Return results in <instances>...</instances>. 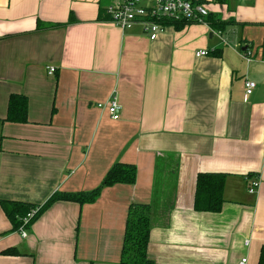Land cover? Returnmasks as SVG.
<instances>
[{"label": "crops", "instance_id": "0c3cea01", "mask_svg": "<svg viewBox=\"0 0 264 264\" xmlns=\"http://www.w3.org/2000/svg\"><path fill=\"white\" fill-rule=\"evenodd\" d=\"M114 1L0 0V202L42 204L99 186L116 162L136 167L134 183L105 186L94 202L52 203L25 237L0 203V264H121L128 207L149 203L153 264H258L264 0L211 3L222 27L164 24L155 39L142 23L99 19ZM12 94L26 97V122L6 120ZM113 94L117 120L97 107ZM199 172L226 173L220 211L193 209Z\"/></svg>", "mask_w": 264, "mask_h": 264}, {"label": "trees", "instance_id": "16d2710c", "mask_svg": "<svg viewBox=\"0 0 264 264\" xmlns=\"http://www.w3.org/2000/svg\"><path fill=\"white\" fill-rule=\"evenodd\" d=\"M99 19H110L109 15L99 16ZM206 20L214 27H222L224 22L211 16ZM73 21L70 16L69 24ZM162 24L173 25L176 28L191 24V21L173 20L162 18L159 20ZM27 99L25 96L12 94L9 97L8 112L6 120L11 122H26ZM136 167L130 163H114L106 172L101 184L88 191L77 192H54L44 203L33 204L23 201L1 200L3 210L13 225V228L19 229L24 224V218L28 213L33 212L28 217L24 228L32 222L52 203L63 200L73 201L79 204L91 203L99 196L100 191L105 186H111L117 183L132 184L135 181ZM226 173L224 172H199L195 180V193L193 200V209L195 211L218 212L224 202L223 189L225 186ZM153 204H130L128 207L123 243L120 253L121 264H153L147 257V244L152 224ZM4 254H17L16 248L3 250ZM258 264H264V245L261 246L258 258Z\"/></svg>", "mask_w": 264, "mask_h": 264}, {"label": "built area", "instance_id": "2783aa9c", "mask_svg": "<svg viewBox=\"0 0 264 264\" xmlns=\"http://www.w3.org/2000/svg\"><path fill=\"white\" fill-rule=\"evenodd\" d=\"M147 1L148 3H143ZM225 0H116L107 6L106 12L109 20L124 29L134 23H142L145 32L150 39H155L158 34L164 30L165 25L159 22L162 18L173 20H185L191 22H204L210 13L211 3H221ZM207 50H198L196 55H206ZM243 58L250 60V52L242 53ZM55 71L53 66L47 68V73L52 74ZM255 88V82L246 80L244 82L245 95L252 93ZM97 107L106 110L109 116L117 120L120 117V105L116 96L111 95L105 102L97 103ZM260 180L257 177L247 178V190L254 194L257 192ZM33 212L27 214L23 219L24 224ZM24 224L20 227L22 236ZM246 258H242L239 264H244Z\"/></svg>", "mask_w": 264, "mask_h": 264}]
</instances>
